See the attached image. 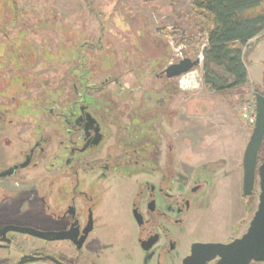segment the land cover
Returning <instances> with one entry per match:
<instances>
[{"label":"rangeland","instance_id":"obj_1","mask_svg":"<svg viewBox=\"0 0 264 264\" xmlns=\"http://www.w3.org/2000/svg\"><path fill=\"white\" fill-rule=\"evenodd\" d=\"M198 24L191 0H0V119L18 121L15 128L5 124L0 134V167L4 151L9 164L16 158L23 161L29 151L40 157L45 129L38 122L46 120L40 110L67 108L75 89L104 88L89 94L119 110L131 106L134 115L143 112L135 119L147 120L145 136L155 142L160 137V153L164 159L171 155L170 162L183 173L181 182L201 174L213 186L207 209L197 214L199 224L191 226L194 238L213 242L241 237L260 194L256 182L254 194L237 207L242 159L253 129L243 114L249 112L247 107L255 109L256 84L222 94L209 91L204 88L202 64L180 78H157L168 65L186 57L196 59L198 54L203 61L207 35L198 32ZM179 25L193 38L192 48L176 47L169 36ZM250 44L242 49L245 62L250 78L264 91V42ZM181 81L191 87H180ZM28 129L37 132L34 138L26 133ZM51 148L52 157L61 155L59 141ZM38 169L26 167L20 177ZM126 174L113 179L117 190L129 191L132 180ZM113 200L123 208L131 198L127 194ZM119 221L113 226L115 239L100 235L92 241L103 264H134L130 258L142 257L130 222L120 235ZM106 246L112 248L109 259ZM19 255L5 259L7 253L0 250V264H10Z\"/></svg>","mask_w":264,"mask_h":264},{"label":"flooded vegetation","instance_id":"obj_2","mask_svg":"<svg viewBox=\"0 0 264 264\" xmlns=\"http://www.w3.org/2000/svg\"><path fill=\"white\" fill-rule=\"evenodd\" d=\"M75 90L67 108L40 110L46 118L38 122L45 129L40 136L45 146L40 157L29 151L23 161L16 158L9 164L7 152L3 153L0 175L6 176L0 177V250L7 253L5 259L20 254L10 264L27 255L52 256L64 264H103L92 241L100 235L115 239V220L122 224L120 235L128 230L124 229L127 222L135 231L142 257L130 258L134 264H184L196 243L228 244L239 238L195 239L191 226L199 224L197 214L207 209L213 186L201 174L180 181L183 173L170 162L171 155L167 153L164 159L160 153V137L155 142L145 136L147 120L135 119L143 112L134 115L131 106L119 110L116 105L101 104L94 94L104 88ZM5 124L15 128L18 121L0 119V134ZM26 133L33 137L37 132L28 129ZM56 140L63 149L61 155L52 157ZM31 166L40 169L20 177ZM124 172L132 180L129 191L117 190L113 183ZM127 194L131 198L127 207L116 206L113 198ZM243 200L242 190L237 207ZM111 247H103L107 259Z\"/></svg>","mask_w":264,"mask_h":264},{"label":"trees","instance_id":"obj_3","mask_svg":"<svg viewBox=\"0 0 264 264\" xmlns=\"http://www.w3.org/2000/svg\"><path fill=\"white\" fill-rule=\"evenodd\" d=\"M191 7L198 32L207 35V47L201 51L204 88L222 94L247 87L242 49L264 40V0H191ZM168 34L176 47H193V38L181 25ZM256 89L264 95L261 87ZM261 147L258 166L264 164V143Z\"/></svg>","mask_w":264,"mask_h":264},{"label":"water","instance_id":"obj_4","mask_svg":"<svg viewBox=\"0 0 264 264\" xmlns=\"http://www.w3.org/2000/svg\"><path fill=\"white\" fill-rule=\"evenodd\" d=\"M201 63L200 56L196 59L186 57L178 63L168 65L161 72L160 77L168 80L180 78L192 73L201 66ZM254 98L256 119L242 159V190L244 197H250L255 192L256 184H259L260 194L257 210L247 231L241 237L239 236L228 244L196 243L184 264H264V164L258 166L257 159L264 143V95L257 90ZM4 176L6 174L0 175V177ZM40 237L45 238L44 235ZM34 261L64 264L52 256L39 257L35 255L24 256L17 264H28Z\"/></svg>","mask_w":264,"mask_h":264},{"label":"built area","instance_id":"obj_5","mask_svg":"<svg viewBox=\"0 0 264 264\" xmlns=\"http://www.w3.org/2000/svg\"><path fill=\"white\" fill-rule=\"evenodd\" d=\"M180 87H183L184 89H188V88H190L191 86H190V84H189V86H188V82H186V84L184 85L183 84V82L181 81V86ZM252 108H250V107H247L246 108V110H249V112H245L244 114H243V118L244 119H246V121H247V123H249L250 125H254V122H255V110H253V111H250Z\"/></svg>","mask_w":264,"mask_h":264},{"label":"crops","instance_id":"obj_6","mask_svg":"<svg viewBox=\"0 0 264 264\" xmlns=\"http://www.w3.org/2000/svg\"><path fill=\"white\" fill-rule=\"evenodd\" d=\"M262 41L264 42V40H262ZM252 42H253V41H251L250 43H252ZM250 43H249V46L251 45ZM258 43H260V42H258ZM256 44H257V43H256ZM246 65H247V64H246ZM247 69H248V73H247V74H248V83H249L248 85L256 84V85H254V86H259V87H261V86L259 85L260 83L257 84L256 81H254V80H252V79L250 78V74H249L250 71H249V67H248V65H247ZM262 86H264V85H262ZM262 88H264V87H262ZM52 264H53V263H52Z\"/></svg>","mask_w":264,"mask_h":264},{"label":"bare ground","instance_id":"obj_7","mask_svg":"<svg viewBox=\"0 0 264 264\" xmlns=\"http://www.w3.org/2000/svg\"><path fill=\"white\" fill-rule=\"evenodd\" d=\"M193 87V86H192Z\"/></svg>","mask_w":264,"mask_h":264}]
</instances>
